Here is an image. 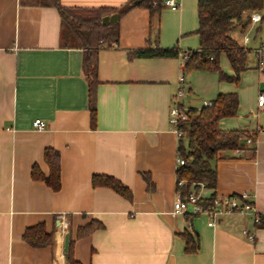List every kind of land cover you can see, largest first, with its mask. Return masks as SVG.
Segmentation results:
<instances>
[{
	"label": "crops",
	"instance_id": "1",
	"mask_svg": "<svg viewBox=\"0 0 264 264\" xmlns=\"http://www.w3.org/2000/svg\"><path fill=\"white\" fill-rule=\"evenodd\" d=\"M60 1L116 9L139 0ZM197 2L181 0L178 9L163 4L153 12L140 3L119 13L118 40L98 49L92 124L84 48L62 36L59 9L44 0H0V264H66V231L83 264H264V102L258 103L264 68L255 52L264 43V10L261 20L243 26L245 12L231 31L251 48L238 81L222 79L216 70H186L179 53H132L146 46L198 48ZM219 63L234 74L225 52ZM181 71L184 104L201 106L219 92H237L236 114L221 118L219 125L254 137V151L233 149L216 159V186L199 185L201 199L247 191L261 222L235 211L210 225L206 214L172 212L180 136L169 109ZM36 117L46 121L45 128H34ZM48 146L60 152L57 190L31 175L34 164L48 174ZM95 173L118 178L130 197L94 186ZM62 215L65 230L59 225ZM91 219L102 225L79 236L78 227ZM38 222L53 232L52 244L33 246L23 238L25 228ZM185 230L197 237L195 251L186 249Z\"/></svg>",
	"mask_w": 264,
	"mask_h": 264
},
{
	"label": "trees",
	"instance_id": "2",
	"mask_svg": "<svg viewBox=\"0 0 264 264\" xmlns=\"http://www.w3.org/2000/svg\"><path fill=\"white\" fill-rule=\"evenodd\" d=\"M54 4L60 11L64 21L62 36L72 44L84 48L83 67L88 81L89 109L92 124L96 117V85L97 54L104 42L110 44L118 40V23H101V16L119 10L123 12L136 4L147 5L150 10L156 11L162 5V0H139L135 4H125L120 8L106 7H77L67 6L60 0H44ZM264 0H198L197 12L200 42L196 49H187L189 58L184 63V69L205 68L216 70L222 79L238 81L241 72L247 67V55L251 48L239 43L231 31L242 21L243 26L250 21V12L260 8ZM181 51L176 47L146 46L132 51L137 56H174ZM222 52L228 56L234 69V74L226 73L220 66L219 57ZM238 109L237 92H219L210 102L201 106H188L187 117L179 123L182 131L179 142V153L184 157L185 163L177 169L178 179L186 181L179 185L182 192L189 190L190 186L198 190L199 182L205 186L215 187L217 181L216 159L229 154L236 147L255 150L253 143H246L243 136L253 135L240 129H224L219 125L220 119L236 114ZM187 140V143L184 142ZM254 139V137H253ZM44 159L48 164L49 172L44 174L37 164L31 168V175L36 179H43L53 189L61 186L60 178V152L53 147H45ZM91 182L96 185H107L126 197L131 191L122 181L109 174H93ZM213 195V194H212ZM212 198V197H211ZM206 202V199H201ZM102 223L91 219L78 227L79 236L88 234L92 229ZM188 251L198 248L197 237L185 230L182 233ZM23 238L33 246L52 244L54 235L47 231L44 222L27 226ZM73 240L70 239L68 250L65 252L66 264H83L73 254Z\"/></svg>",
	"mask_w": 264,
	"mask_h": 264
},
{
	"label": "built area",
	"instance_id": "3",
	"mask_svg": "<svg viewBox=\"0 0 264 264\" xmlns=\"http://www.w3.org/2000/svg\"><path fill=\"white\" fill-rule=\"evenodd\" d=\"M164 5L170 6L171 8L178 9L181 6V0H162ZM264 10V2L260 8L253 9L250 12L251 22L259 21L262 18V11ZM248 36L244 35V40L247 41ZM256 55L258 57V67L264 68V43L260 44L255 49ZM179 56L182 59V68L184 62L189 58L188 50L179 51ZM185 77L183 71L180 72L178 76V83L176 91L172 97V103L169 109V120L172 128L181 136L182 131L179 129V123L182 119L187 117V105L184 104L182 97L185 94ZM211 100H205L203 104H210ZM264 102V94L261 93L258 96V103L262 104ZM47 125L46 121L43 118L36 117L33 120V126L37 129L45 128ZM246 143H253L254 139L251 135L245 137ZM243 149L241 147L234 148V153H240ZM176 163L179 167L185 163V159L180 153L176 156ZM184 179H178L177 185H182ZM200 186H203V182H199ZM199 191L195 188H190L186 192H182L179 188L177 189L176 198L174 200V206L172 212H186L191 215L197 214H206L209 218L208 223L214 225L217 221V218L221 214L227 212H243L251 213L253 215L255 222L262 221V214L256 211L254 201L250 198V195L247 191H241L238 193H228V194H216L208 202H203L200 200ZM61 223H59L62 230H65L67 227V222L65 217L60 216ZM244 232L249 238L254 237V232L244 229Z\"/></svg>",
	"mask_w": 264,
	"mask_h": 264
},
{
	"label": "water",
	"instance_id": "4",
	"mask_svg": "<svg viewBox=\"0 0 264 264\" xmlns=\"http://www.w3.org/2000/svg\"><path fill=\"white\" fill-rule=\"evenodd\" d=\"M118 17H119V10L106 13L101 16V23L108 24V23L117 22ZM68 246H69V231H66L64 234V245H63L64 252L68 250Z\"/></svg>",
	"mask_w": 264,
	"mask_h": 264
},
{
	"label": "rangeland",
	"instance_id": "5",
	"mask_svg": "<svg viewBox=\"0 0 264 264\" xmlns=\"http://www.w3.org/2000/svg\"><path fill=\"white\" fill-rule=\"evenodd\" d=\"M236 34L238 35L237 37H240V35H241V34H239L238 32H236ZM250 35H251V32H250ZM184 142L187 143V140L184 139ZM185 181H186V180L184 179V182H185Z\"/></svg>",
	"mask_w": 264,
	"mask_h": 264
}]
</instances>
